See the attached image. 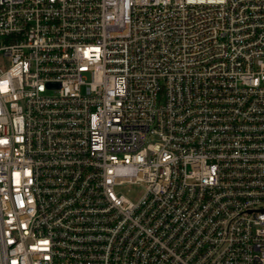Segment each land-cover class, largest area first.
<instances>
[{"label":"built area","instance_id":"1","mask_svg":"<svg viewBox=\"0 0 264 264\" xmlns=\"http://www.w3.org/2000/svg\"><path fill=\"white\" fill-rule=\"evenodd\" d=\"M0 264H264V0H0Z\"/></svg>","mask_w":264,"mask_h":264},{"label":"rangeland","instance_id":"2","mask_svg":"<svg viewBox=\"0 0 264 264\" xmlns=\"http://www.w3.org/2000/svg\"><path fill=\"white\" fill-rule=\"evenodd\" d=\"M116 191L127 195L134 201H137L145 191V184L143 182L123 183L116 186Z\"/></svg>","mask_w":264,"mask_h":264}]
</instances>
